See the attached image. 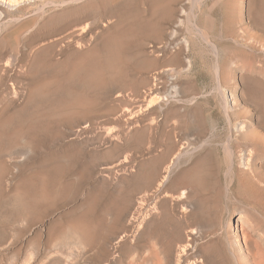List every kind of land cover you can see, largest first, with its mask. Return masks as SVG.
<instances>
[{
    "label": "rangeland",
    "instance_id": "1",
    "mask_svg": "<svg viewBox=\"0 0 264 264\" xmlns=\"http://www.w3.org/2000/svg\"><path fill=\"white\" fill-rule=\"evenodd\" d=\"M152 1L6 0L0 264H264V0Z\"/></svg>",
    "mask_w": 264,
    "mask_h": 264
},
{
    "label": "bare ground",
    "instance_id": "2",
    "mask_svg": "<svg viewBox=\"0 0 264 264\" xmlns=\"http://www.w3.org/2000/svg\"><path fill=\"white\" fill-rule=\"evenodd\" d=\"M147 1V0H146ZM154 1V2H153ZM152 2L153 3H155L156 4V1L155 0H153ZM161 1V0H160ZM166 1V0H165ZM170 1V0H169ZM142 2V1H141ZM176 2H178V0L176 1ZM151 3V2H150ZM158 3V2H157ZM164 3V2H163ZM171 2H169V4H170ZM159 4H162L161 2H159L158 3V5H157V7L159 6ZM174 4V3H173ZM167 5H168V2H167ZM6 6H8V4H7V2H6V0H0V16H1V11L6 7ZM10 6H12V5H10ZM150 6H151V4H150ZM149 6V7H150ZM156 6V5H155ZM162 6H164V4L162 5ZM173 6V5H172ZM156 7V8H157ZM152 8V7H151ZM167 8H169V7H167ZM175 8V6L173 7V9ZM150 9V8H149ZM148 9V10H149ZM186 9V8H185ZM154 10V9H153ZM169 10V9H168ZM167 10V11H168ZM176 10V9H175ZM181 10V9H180ZM151 11H152V9H151ZM173 11V10H172ZM145 12V11H144ZM177 11H174V13H176ZM172 13V12H171ZM173 13V14H174ZM183 14V10H181V11H179L178 12V14ZM141 15H143L142 13H141ZM178 16V15H177ZM145 18V17H144ZM178 19V18H177ZM179 21V20H178ZM144 22V21H143ZM180 23H181V21H179V23H176L175 24V26L177 27H179L180 26ZM159 26V25H158ZM200 26V25H199ZM177 27V28H178ZM144 28V27H143ZM192 28L195 30V31H199V29H198V26H197V24H193L192 25ZM156 29V28H155ZM200 32H201V30H200ZM175 34H176V32L175 31H173L172 32V36H171V40L175 37ZM208 34V33H207ZM206 33H204V32H202V34H200V35H202L201 37L204 39V41L206 42V43H208V45H209V48H210V50H211V52L214 54V55H216L217 56V48H216V45L214 44V43H212L211 41H210V38H209V35H207ZM178 39V38H177ZM182 41V40H181ZM180 41V42H181ZM123 43V42H122ZM178 43V42H177ZM181 47L179 46V50L182 48L183 49V51H187L188 50V48H189V44H188V42L186 41V40H183L181 43ZM179 44V45H180ZM238 44V43H237ZM128 45V44H127ZM130 46V45H129ZM177 51V50H176ZM139 53V52H138ZM143 54V53H142ZM176 54H177V52H176ZM181 54V51H179V53H178V57L176 58L175 56H174V58H176L177 60H180L181 61V58H180V55ZM183 54H184V52H183ZM177 56V55H176ZM183 56V55H182ZM171 57V56H170ZM183 59V58H182ZM166 60V59H165ZM185 60V59H184ZM179 61V62H180ZM186 62V66H187V68L190 66V61H188V60H186L185 61ZM180 65V64H179ZM215 66V65H214ZM189 70V69H188ZM215 73H216V77H217V80H218V85H220V83H221V81H222V71H221V68H220V66L219 65H216L215 66ZM67 88V87H66ZM73 89V88H72ZM170 93H173L174 95H173V97L175 96H177L178 95V88L176 87V86H172L171 87V89H170ZM172 96V95H171ZM226 102V101H225ZM171 173V166L170 167H168L167 169H166V171H165V176L163 177V181L162 182H164L165 181V179L168 177V175ZM240 221V220H239ZM194 233V231L193 232H191L190 234H193ZM187 248V247H186ZM201 249V248H200ZM251 254V253H250ZM249 254V255H250ZM242 255V254H241ZM251 256V255H250ZM238 258V257H237ZM252 258L254 259V264H259L258 263V261H256L255 260V256H253L252 255ZM201 259V258H200ZM246 259V258H245ZM171 260V259H170ZM170 263V262H169Z\"/></svg>",
    "mask_w": 264,
    "mask_h": 264
}]
</instances>
